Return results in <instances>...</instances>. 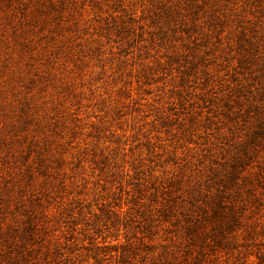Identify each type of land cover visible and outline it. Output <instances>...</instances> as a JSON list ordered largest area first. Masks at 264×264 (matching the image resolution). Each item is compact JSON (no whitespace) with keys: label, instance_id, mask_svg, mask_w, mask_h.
Segmentation results:
<instances>
[{"label":"rangeland","instance_id":"374dc122","mask_svg":"<svg viewBox=\"0 0 264 264\" xmlns=\"http://www.w3.org/2000/svg\"><path fill=\"white\" fill-rule=\"evenodd\" d=\"M0 264H264V0H0Z\"/></svg>","mask_w":264,"mask_h":264}]
</instances>
